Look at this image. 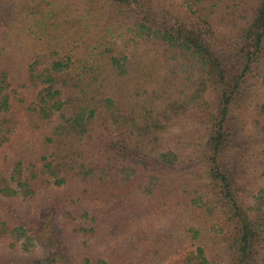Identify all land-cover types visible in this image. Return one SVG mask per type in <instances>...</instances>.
<instances>
[{"label":"trees","instance_id":"16d2710c","mask_svg":"<svg viewBox=\"0 0 264 264\" xmlns=\"http://www.w3.org/2000/svg\"><path fill=\"white\" fill-rule=\"evenodd\" d=\"M178 1L0 0V264H264V0Z\"/></svg>","mask_w":264,"mask_h":264},{"label":"rangeland","instance_id":"374dc122","mask_svg":"<svg viewBox=\"0 0 264 264\" xmlns=\"http://www.w3.org/2000/svg\"><path fill=\"white\" fill-rule=\"evenodd\" d=\"M179 3L182 1L179 0ZM233 130L236 134L240 136L248 135L249 130V119H248V110L246 108L238 109L234 112L232 121H231Z\"/></svg>","mask_w":264,"mask_h":264}]
</instances>
